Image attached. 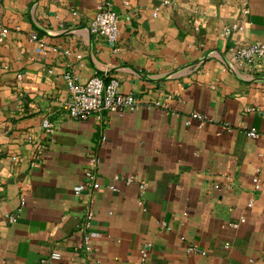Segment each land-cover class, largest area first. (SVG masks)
<instances>
[{"label": "crops", "instance_id": "0c3cea01", "mask_svg": "<svg viewBox=\"0 0 264 264\" xmlns=\"http://www.w3.org/2000/svg\"><path fill=\"white\" fill-rule=\"evenodd\" d=\"M239 1L0 0V264H264V61L229 66L264 42V0ZM103 2L116 50L88 28ZM66 72L141 105L70 118Z\"/></svg>", "mask_w": 264, "mask_h": 264}, {"label": "built area", "instance_id": "2783aa9c", "mask_svg": "<svg viewBox=\"0 0 264 264\" xmlns=\"http://www.w3.org/2000/svg\"><path fill=\"white\" fill-rule=\"evenodd\" d=\"M166 3L168 1H165ZM240 15L245 16L249 13L248 0H240ZM89 30L92 34L100 39H103L108 43L114 50H116L118 36H119V18L118 15L113 11L109 3L103 2L98 5L97 11L94 17L89 23ZM241 29L238 25L226 28L225 34H230L233 29ZM7 30L1 29L0 41L3 40ZM32 39H36V35H31ZM236 67L243 64H255L260 61H264V42L254 41L250 43H243L236 46L231 54L229 60ZM66 81V88L68 91V97L64 103V108L67 115L73 119H86L92 113H99L106 111L109 113H121L126 111H134L140 105L141 101L137 99L132 93H123L120 90L119 81L116 78H110L105 80L102 77L92 75L85 81H78L70 72L64 74ZM149 106L161 105L160 101L148 102ZM197 119H204L199 113H193L191 115ZM42 129L45 132H51L52 123L48 119H43L41 123ZM250 137H256L258 135L254 128H251L248 133ZM97 163L95 155H92L88 159V167L85 170V184H79L74 187V192L80 194L84 189V185L97 188L98 183L94 179V167ZM127 182L131 181V178L126 179ZM145 184H141L140 188L143 191ZM257 186V185H256ZM110 189H115L113 185H109ZM251 205V203H249ZM20 209H18L19 211ZM92 211H88L87 217H91ZM5 219L13 223L17 219V213L6 215ZM84 250L90 251V245L88 236H84ZM149 245L146 244L140 249L141 259L144 260L147 256ZM190 250H196L194 247H190ZM62 255L58 249H52L50 253L43 257L40 262L41 264H53L59 262Z\"/></svg>", "mask_w": 264, "mask_h": 264}]
</instances>
